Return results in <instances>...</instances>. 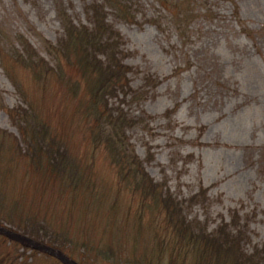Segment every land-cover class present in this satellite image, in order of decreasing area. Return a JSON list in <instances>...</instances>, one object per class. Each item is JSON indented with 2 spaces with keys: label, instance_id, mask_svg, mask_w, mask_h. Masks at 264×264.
Wrapping results in <instances>:
<instances>
[{
  "label": "rangeland",
  "instance_id": "obj_1",
  "mask_svg": "<svg viewBox=\"0 0 264 264\" xmlns=\"http://www.w3.org/2000/svg\"><path fill=\"white\" fill-rule=\"evenodd\" d=\"M127 1L133 20L107 12L132 92L108 101L133 122L126 150L140 163L119 168L90 144L69 98L71 73L32 81L16 52L27 41L49 62L62 12L89 24L87 7L104 0H0V225L21 235L33 227L84 264H162L184 242L177 223L207 232L227 223L246 258L263 262L264 0H167L185 1L180 18L161 0ZM10 69L25 76L27 99ZM27 115L47 123L42 160L24 142ZM0 264L66 263L0 234Z\"/></svg>",
  "mask_w": 264,
  "mask_h": 264
},
{
  "label": "trees",
  "instance_id": "obj_2",
  "mask_svg": "<svg viewBox=\"0 0 264 264\" xmlns=\"http://www.w3.org/2000/svg\"><path fill=\"white\" fill-rule=\"evenodd\" d=\"M161 1L171 9L172 14L180 18L185 1L173 3H168L167 0ZM108 5L119 13V17L125 20L131 21L135 18L132 5H129L127 0H104L103 3L96 2L89 5L87 7L89 24H76L68 17V14H63V11V15L61 14L63 17V36L56 45L48 44V53L51 57L53 54L54 59L52 58L48 62L27 44V41L23 44L19 43L21 50H16V52L18 53V63L25 73L32 74L30 78L32 81L36 80L42 83L52 77L64 80L66 79V72L71 73V76L67 77L65 81L69 82L71 90L69 98L74 103L75 107H73L75 110L77 109L78 114L83 115L82 118L85 120L84 130L90 131L91 137L88 138L90 144L95 148H106L110 160L117 163L119 168H123L124 163H128V166H130V162L140 163V161L136 156H133L132 149L126 150V146L130 145L126 141L124 130L126 126H132L133 122L127 119L126 115L119 111V108H111L108 101L112 97H117L120 92H122L124 98L132 92L128 78L131 68L123 61V56H125L122 49L123 38L108 20ZM0 57H2V53H0ZM62 61L70 66L68 71L63 67ZM50 62H55V64ZM10 71L8 75L11 81L24 94L23 97L27 99V90L21 85L25 83V76L16 79L12 75V69ZM80 80H86V84L81 86ZM65 84L67 85V83ZM79 93L82 99L78 101L76 106L74 100ZM38 116L27 115L28 118L22 130H25V137H27L24 142L27 144L35 143V150L39 151V159L42 160L41 148L46 147L43 131L47 132L45 130L47 123L45 122V124L41 118L37 119ZM73 118H75L74 115ZM32 158L34 159V156ZM54 162L59 164L62 169L63 162L61 159L56 158ZM134 166V170L139 168V165L135 164ZM143 176L147 175L143 173L141 177ZM141 182L147 185L146 182L142 180ZM153 189L154 187L150 190ZM172 200L171 195L168 198L166 197L165 200V203L170 205L169 209L167 207V213L169 214L175 212L171 209ZM175 226L184 242L177 247L167 249L168 258L166 257V262L162 264H257L255 260L246 258L247 254L242 252L239 245L241 234L233 233L227 223H222L211 232H207L205 229L196 231L184 221L177 223ZM18 228L36 240L45 241L33 227L29 230ZM46 242L47 245L65 251L64 246H60L55 241ZM190 253L193 256L191 259L187 258ZM262 254L264 255V253ZM67 255L71 258L74 257L73 251ZM161 256H164V252L161 253ZM75 260L80 264H84L79 257ZM155 264L158 263L155 262ZM258 264H264V261H259Z\"/></svg>",
  "mask_w": 264,
  "mask_h": 264
},
{
  "label": "water",
  "instance_id": "obj_3",
  "mask_svg": "<svg viewBox=\"0 0 264 264\" xmlns=\"http://www.w3.org/2000/svg\"><path fill=\"white\" fill-rule=\"evenodd\" d=\"M0 234L8 236L11 239L17 240L21 243H24L25 245H28V246L35 248V249H39V250L51 253V254L55 255L56 257H58L63 262H65L66 264H79L76 261H74L73 259L69 258L67 255H65L59 249L45 245V244H43L37 240H34L28 236L21 235L18 232L12 231L10 229H6L5 227H3L1 225H0Z\"/></svg>",
  "mask_w": 264,
  "mask_h": 264
},
{
  "label": "bare ground",
  "instance_id": "obj_4",
  "mask_svg": "<svg viewBox=\"0 0 264 264\" xmlns=\"http://www.w3.org/2000/svg\"><path fill=\"white\" fill-rule=\"evenodd\" d=\"M25 236H28V235H25ZM28 237H30V236H28ZM30 238H32V237H30ZM35 240V239H34ZM38 241V240H37ZM40 242V241H39ZM60 250V249H59ZM70 258V257H69ZM75 261V260H74ZM77 262V261H76ZM77 263H79V262H77ZM80 264V263H79Z\"/></svg>",
  "mask_w": 264,
  "mask_h": 264
}]
</instances>
